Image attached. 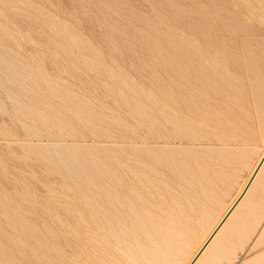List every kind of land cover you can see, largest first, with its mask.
Instances as JSON below:
<instances>
[{
  "label": "rangeland",
  "instance_id": "rangeland-1",
  "mask_svg": "<svg viewBox=\"0 0 264 264\" xmlns=\"http://www.w3.org/2000/svg\"><path fill=\"white\" fill-rule=\"evenodd\" d=\"M231 14L264 39V0H0L1 264H158L152 255L160 264L190 263L264 152V62L233 70L229 91L202 119L204 130L189 131L196 143L180 148L185 156L177 149L175 166L154 184L158 190L129 197L133 211L106 202L102 190L108 162L122 157L129 139L152 130L157 98L168 93L173 53L203 47L207 21H223L222 34L235 31ZM242 78L244 86L237 84ZM95 184L102 188L97 196ZM246 200L196 264H264V167Z\"/></svg>",
  "mask_w": 264,
  "mask_h": 264
},
{
  "label": "bare ground",
  "instance_id": "bare-ground-1",
  "mask_svg": "<svg viewBox=\"0 0 264 264\" xmlns=\"http://www.w3.org/2000/svg\"><path fill=\"white\" fill-rule=\"evenodd\" d=\"M113 7V6H112ZM109 9V8H107ZM112 10V9H111ZM219 12V11H218ZM225 13V11H223ZM227 13V12H226ZM212 14V13H211ZM217 14V13H216ZM223 14V13H222ZM221 14V15H222ZM228 14V13H227ZM122 15H124L122 13ZM218 15V14H217ZM121 16V15H120ZM122 17V16H121ZM124 17V16H123ZM122 17V18H123ZM219 17V16H218ZM232 18L235 17V25L237 26V29L235 31H229L225 34H222L224 32H219L218 26L223 25V21L221 22L220 20L217 19L216 24H209V21H207L206 19H201V20H206L208 22V24H205V32L204 34L201 36V41L203 43V47L200 45V39L199 40H195L196 42L199 41V45L201 46V48H198V46L195 47V45L189 46L188 48H184L181 50H177L175 53H173L174 55L171 58L170 64L168 66H170V77L168 80L167 85L165 86V88L168 89V93L166 94H162L157 98V110L158 112L151 116L150 121L152 122V130L148 131V130H142L140 135H138V137H134V139H129V141L127 142V144L124 145L123 150H122V157L120 159H114L113 161L111 160V162L109 161L107 166V174H106V182L104 183V187L107 188L105 190L102 191H106L105 194H107L108 198L106 200V202H109L111 204H115L114 207L119 208L120 210L125 211H133V208L135 209V207L129 202V197L134 196V198L137 200H139V191L143 190V191H149L154 187L155 182L158 181L159 178H164L167 176V174L169 172H171L174 164L173 162V157L176 154L177 149L179 148V153L182 154V151L184 152L186 150L183 149L181 151L180 148H183L185 145H187L189 138L191 135L189 134V131H191L192 128H202V119L203 117L207 114V117L210 116L208 113H210V108L213 107V104H215V102L218 100L219 101V97H221L224 93V91L228 90L227 88L231 85V77L234 78L235 77L231 76L233 75L234 72H238V70L233 71L234 69L239 68L240 65H244V64H252L254 63V65L258 62L259 63H263L264 62V39L260 38L257 36V31L255 29H253L254 27H251L250 25L245 24L244 22L237 20L235 14H231ZM208 18V17H207ZM222 18V17H221ZM127 19V18H126ZM213 18H211L212 20ZM133 20V19H132ZM135 20V19H134ZM222 20V19H221ZM225 20H227V18H225ZM229 20V19H228ZM127 21V20H126ZM131 21V20H130ZM129 21V22H130ZM213 21V20H212ZM177 22V21H176ZM215 22V21H213ZM233 22V21H231ZM128 23V21H127ZM129 24V23H128ZM136 24V23H135ZM225 24V23H224ZM131 25V23H130ZM229 25V24H228ZM132 26V25H131ZM136 27V26H134ZM186 27V25H185ZM224 27V26H223ZM222 28V26H221ZM233 28V27H231ZM139 29V28H138ZM146 29V28H144ZM196 29V28H195ZM225 29V28H224ZM258 29V28H257ZM135 30V29H134ZM260 30V28H259ZM147 31V29H146ZM160 31V30H158ZM203 31V30H202ZM263 31V30H262ZM150 32V31H149ZM148 32V33H149ZM132 33V31L130 32ZM129 33V34H130ZM145 33V32H144ZM147 33V34H148ZM152 33V31H151ZM156 33V32H155ZM141 34V32H140ZM139 34V35H140ZM190 34V33H189ZM259 34H261L259 32ZM136 35V33H135ZM143 36V33L141 35V38ZM145 36V35H144ZM158 36V35H157ZM156 36V37H157ZM189 36V35H188ZM192 39H196L193 38ZM196 37V35H194ZM260 36V35H259ZM137 37V36H135ZM140 37V36H139ZM138 37V39H139ZM155 36L152 35L151 38H153ZM163 37V36H162ZM158 38L160 39V37L158 36ZM198 38V37H197ZM147 39V38H146ZM149 39H150V35H149ZM156 39V38H154ZM153 39V40H154ZM190 39V38H189ZM192 39H190V42L188 41L187 38V42H189L191 44ZM151 40V39H150ZM168 40V39H167ZM140 41V40H139ZM153 42V41H152ZM164 42V41H163ZM178 42V41H177ZM147 43L148 40H147ZM154 43V42H153ZM193 43V41H192ZM155 44V43H154ZM158 44V43H157ZM161 44V43H160ZM158 44V45H160ZM172 44V43H171ZM182 44V43H180ZM189 44V45H190ZM144 45V44H143ZM187 46V45H186ZM147 47V45L145 46ZM149 47V46H148ZM155 47V46H154ZM173 47V46H172ZM152 48V47H151ZM156 48V47H155ZM165 48V47H164ZM174 48V47H173ZM172 48V49H173ZM160 49V48H159ZM171 49V48H170ZM171 49V50H172ZM177 49V48H176ZM162 50V49H161ZM170 60V59H169ZM256 62V63H255ZM264 64V63H263ZM247 65V68L250 67ZM253 65V66H254ZM258 67V65H255ZM244 67V66H243ZM264 67V66H263ZM245 70V69H244ZM243 70V73H244ZM252 70V68H251ZM260 70V69H259ZM254 72V71H253ZM261 72V71H259ZM257 73V72H256ZM255 74V73H253ZM260 75H262V73H259ZM235 75V74H234ZM246 76V75H245ZM255 76V75H254ZM257 76V74H256ZM263 76V75H262ZM237 77V76H236ZM250 77V76H249ZM238 78V77H237ZM236 78V79H237ZM239 78H241V76L239 75ZM238 78V79H239ZM252 78V77H251ZM250 78V79H251ZM263 78V77H262ZM250 79L248 81H250ZM256 79V78H255ZM259 79V77H258ZM233 80V79H232ZM233 80V84L234 83ZM242 80H244L242 78ZM246 80V79H245ZM241 81V82H237L241 83L242 82H246V81ZM252 80V79H251ZM264 80V79H262ZM238 81V80H237ZM253 81V80H252ZM236 82V81H235ZM251 82V81H250ZM250 82L248 84H250ZM263 82V81H260ZM255 83V82H251L250 86ZM236 84V85H237ZM244 86V83L242 84ZM255 85L256 89L261 88L257 87L256 84ZM238 86V85H237ZM234 86V87H237ZM240 86V85H239ZM243 86H240V88H242ZM249 86V85H248ZM246 87V86H245ZM253 86H251L252 88ZM254 87V88H255ZM250 88V87H249ZM250 88V89H251ZM226 89V90H225ZM230 89V87H229ZM245 89V88H243ZM239 90V89H238ZM246 90V89H245ZM252 90V89H251ZM261 90H264L261 89ZM229 91V90H228ZM235 93V90H233ZM253 91V90H252ZM161 91L159 90V93ZM227 92V91H226ZM242 92V93H241ZM255 94V91H253ZM257 92V91H256ZM261 92V91H260ZM259 92V93H260ZM239 93V92H238ZM237 93V94H238ZM241 94H244L243 91H240ZM246 93V92H245ZM250 93V92H249ZM246 93V94H249ZM258 93V92H257ZM258 93V94H259ZM232 94V93H231ZM236 94V93H235ZM244 94V95H246ZM252 94V92H251ZM253 96L257 98V95ZM233 95V94H232ZM224 96V95H223ZM231 96V95H230ZM234 96V95H233ZM238 96V95H237ZM243 96V95H242ZM248 96V95H247ZM260 96V94H259ZM239 97V96H238ZM264 97V96H263ZM235 98V97H234ZM241 98V97H240ZM239 98V99H240ZM244 98V97H243ZM240 99L241 100H243ZM252 98V97H251ZM222 99V98H221ZM226 99V98H225ZM224 99V101H225ZM253 99V98H252ZM234 100V99H233ZM237 100V99H236ZM261 100V99H260ZM221 101V100H220ZM223 101V100H222ZM228 101V100H227ZM239 101V100H238ZM239 101V102H240ZM229 102V101H228ZM258 102V101H256ZM262 102V101H261ZM242 103V101L240 102ZM227 104V103H226ZM263 104V102H262ZM222 105V104H221ZM261 105V104H260ZM224 106V105H222ZM259 106V105H257ZM263 106V105H262ZM228 107V106H227ZM260 108V107H259ZM216 109V108H214ZM222 109V108H221ZM225 109V108H224ZM262 109V108H260ZM258 109V111L260 110ZM255 110V109H254ZM213 111V110H212ZM211 111V112H212ZM224 111H227L224 110ZM256 111V110H255ZM253 111V112H255ZM263 111V110H262ZM220 112V111H219ZM257 112V111H256ZM256 112L254 114H256ZM261 113V111H259ZM216 113V111H215ZM222 114V113H221ZM258 114V113H257ZM144 115V114H143ZM147 115V113H146ZM145 115V116H146ZM148 115H150V113H148ZM262 115V113H261ZM214 116V115H212ZM211 116L212 119H214ZM223 116V115H221ZM257 116V115H256ZM264 117V112L263 115ZM261 116V117H262ZM142 113H141V116ZM206 117V116H205ZM255 117V116H254ZM148 118V116L146 117V119ZM256 118H260V117H256ZM140 119V118H139ZM144 119V117H143ZM149 119V118H148ZM208 118H206L207 120ZM211 119V121H212ZM222 119V117H221ZM255 119V118H254ZM258 120V119H257ZM148 121V120H147ZM148 121V122H150ZM214 121H218V120H214ZM263 121V120H260ZM141 122V120L139 121ZM144 122V121H142ZM209 122V121H208ZM214 123V122H213ZM219 123V122H218ZM249 123V122H248ZM252 123V121H251ZM143 124V123H142ZM209 124V123H208ZM264 124V123H263ZM148 126V124H145ZM215 126V124H213ZM212 125V126H213ZM220 125V123H219ZM249 125V124H248ZM144 126V125H143ZM151 126V123H150ZM206 126V125H205ZM247 126V124H246ZM208 127V126H207ZM251 127V126H250ZM143 128V127H142ZM140 128V129H142ZM150 128V127H149ZM197 128V129H198ZM258 128H260L258 126ZM139 129V128H138ZM139 129V130H140ZM248 129V128H247ZM255 129V127H254ZM204 130V129H203ZM197 131V130H196ZM199 131V130H198ZM195 132V129H194ZM133 133V132H132ZM191 133V132H190ZM200 133V132H199ZM139 134V133H138ZM190 136H189V135ZM193 134V133H191ZM196 134V133H195ZM194 134V136H195ZM203 134V133H201ZM200 134V135H201ZM206 135V134H204ZM193 137V135L191 136V138ZM198 139L200 140L199 136ZM203 137V136H202ZM203 140V139H202ZM195 140H191V142H194ZM190 142V143H191ZM201 142V141H200ZM196 143V141L194 142ZM202 147V146H201ZM188 148V147H187ZM191 148V147H190ZM196 148V147H194ZM203 148V147H202ZM199 149H197L198 151ZM201 150V149H200ZM204 150V149H203ZM187 151V150H186ZM185 151V153H186ZM189 151V150H188ZM193 151V149H192ZM195 151V150H194ZM195 153H197L195 151ZM187 154V153H186ZM189 154V153H188ZM191 154V153H190ZM189 154V155H190ZM202 154V152L200 153ZM199 154V155H200ZM183 156H185V154H182ZM197 155V154H196ZM193 156V155H192ZM198 156V155H197ZM201 156V155H200ZM199 156V157H200ZM204 156V155H202ZM207 156V155H206ZM205 157V156H204ZM190 158V157H189ZM196 158V157H195ZM202 158V157H200ZM198 159V158H197ZM205 159V158H204ZM183 160V157H182ZM181 160V161H182ZM196 163V162H195ZM185 164V163H184ZM184 164H180L179 168L181 165ZM177 165V163H176ZM187 165V164H185ZM184 165V166H185ZM178 167V165H177ZM175 167V168H177ZM182 167V166H181ZM186 167V166H185ZM264 167V152L262 153V155L259 157L258 162L256 163V165L254 166L252 172L250 173L249 179L247 181V183L242 187L239 195L236 197V199L233 201V203L230 205V207L227 209V211L225 212V214L221 217V219L217 222V224L215 225V227L212 229V231L210 232V235L206 238V240L204 241V243L202 244V246L200 247V249L198 250V252L194 255L193 258H191V261L189 264H196L200 259V257L205 254L208 250V247L212 244L215 243V241L217 240V238L220 236L219 234L223 231V228L225 229V225L227 226V222L229 221V219H231L232 216H234V213L236 212L237 208L239 207L240 203L242 202V200H244V198L247 196L250 188L252 187V185L254 184V182L256 181V179L258 178V175L261 173V170ZM174 168V169H175ZM179 168L175 169L174 171L176 172V175H179ZM186 169V168H184ZM187 169H189L187 167ZM183 170V169H182ZM185 172V170H183ZM181 171V172H183ZM191 171V170H190ZM178 172V174H177ZM174 173H172L173 175ZM181 175V174H180ZM179 175V176H180ZM189 175V174H188ZM178 176V177H179ZM187 176V175H185ZM184 176V177H185ZM169 177V176H168ZM172 177V176H171ZM176 177V176H175ZM173 177V178H175ZM177 177V178H178ZM182 177V176H181ZM105 178V177H104ZM177 181H180L179 179H177ZM183 178V177H182ZM187 179V177H185ZM184 178V179H185ZM102 179V178H101ZM161 180V179H160ZM171 180V179H170ZM166 182H169L166 180ZM181 182V181H180ZM184 183L185 182L183 180ZM97 183V182H96ZM159 182H157L158 184ZM182 183V182H181ZM102 184V183H101ZM160 184H162L160 182ZM167 184V183H166ZM163 185V184H162ZM159 186V185H158ZM164 187H166L165 185H163ZM188 185H186L187 187ZM161 189L162 187L159 186ZM170 187V186H169ZM93 188V187H92ZM91 188V189H92ZM155 188V187H154ZM157 188V187H156ZM155 188V189H156ZM171 188V187H170ZM169 188V189H170ZM189 188V187H188ZM94 189H95V194L96 196L99 194L100 192V186L95 184L94 185ZM183 189V188H182ZM109 190V191H108ZM158 190V189H156ZM153 191V189H152ZM163 191V190H162ZM171 191V189H170ZM167 191V192H170ZM173 191V190H172ZM184 191V189H183ZM154 192V191H153ZM158 192V191H157ZM160 192V191H159ZM93 193V192H91ZM101 193V192H100ZM147 193V192H146ZM112 194V197L109 195ZM174 194V193H173ZM172 194V195H173ZM176 194V193H175ZM174 194V195H175ZM94 195V194H93ZM144 195V194H143ZM155 195L157 196V194L155 193ZM169 195H171L169 193ZM186 195V194H185ZM150 196V194H149ZM147 196V197H149ZM163 198V194L161 195ZM168 196V195H167ZM160 196L158 195L157 198H159ZM161 197V198H162ZM175 197V196H174ZM173 197V198H174ZM189 197V196H188ZM133 198V199H134ZM146 198V197H145ZM154 196L151 198L153 199ZM170 198V197H169ZM172 198V196H171ZM149 199V198H148ZM165 199V198H164ZM175 200H177V198H174ZM141 200V199H140ZM156 200V199H155ZM159 200V199H158ZM163 200V199H162ZM168 200V199H167ZM151 201V200H150ZM150 201L148 202L150 204ZM166 200H164L165 203ZM178 201V200H177ZM94 202V201H93ZM138 202V201H137ZM143 202V201H142ZM154 202V201H153ZM156 202V201H155ZM159 202V201H158ZM167 202V201H166ZM176 202V201H175ZM141 203V201H140ZM170 203L171 202L170 200ZM185 203V202H184ZM94 204V203H93ZM134 204V203H133ZM179 204V203H178ZM164 205V204H163ZM166 205V203H165ZM189 205V202L188 204ZM150 205H148L149 207ZM180 206V205H179ZM191 206V205H190ZM189 206V207H190ZM93 207V205H92ZM146 207V205H145ZM174 207V206H173ZM182 207V206H181ZM180 207V208H181ZM184 207V206H183ZM150 208V207H149ZM151 208H154L151 206ZM156 208V207H155ZM153 210H156V209ZM175 208V207H174ZM178 208V207H176ZM192 208V207H191ZM111 210V209H110ZM114 210V208H113ZM112 210V211H113ZM116 210V209H115ZM178 210H180L178 208ZM183 210V208H182ZM117 211V210H116ZM114 211V212H116ZM163 211V210H161ZM181 211V210H180ZM112 212V213H114ZM128 212V213H129ZM154 212V211H153ZM157 212V211H156ZM117 213V212H116ZM122 213V212H121ZM159 213V211H158ZM179 213V211H178ZM184 213V212H183ZM118 214V213H117ZM142 213H140L141 215ZM154 214V213H153ZM165 214V213H164ZM171 214V213H170ZM169 214V215H170ZM185 214V213H184ZM194 214L197 215V213L194 212ZM146 215V213H145ZM161 215V214H160ZM167 215V214H166ZM168 215V216H169ZM183 215V214H182ZM186 215V214H185ZM184 215V216H185ZM105 216V214H104ZM120 216V215H119ZM126 216V215H125ZM149 216V215H148ZM162 216V215H161ZM192 216V215H191ZM198 216V215H197ZM130 217V216H129ZM129 219L130 221V218ZM166 217V216H165ZM186 217V216H185ZM188 217V216H187ZM156 218V217H155ZM159 218V217H158ZM157 218V220H158ZM101 219V218H100ZM144 219V218H143ZM150 219V218H149ZM152 219V217H151ZM161 219V218H159ZM169 219V218H168ZM172 219V218H171ZM189 219V218H187ZM132 220V219H131ZM173 220V219H172ZM179 220V219H178ZM191 220V218H190ZM100 221V220H99ZM113 221V220H112ZM128 221V222H129ZM146 221V220H145ZM152 221V220H151ZM155 221V220H154ZM98 222V221H97ZM109 222V221H108ZM141 222V221H140ZM153 222V221H152ZM163 222V221H161ZM165 222V221H164ZM178 222V221H177ZM183 222V221H182ZM194 222V221H193ZM197 222V221H196ZM138 223V222H137ZM156 223V222H155ZM132 224V222H131ZM139 224V223H138ZM146 224V223H145ZM184 224V223H183ZM186 224V223H185ZM99 225V224H98ZM120 225V224H119ZM144 226V224H142ZM151 225V223H150ZM157 225V224H156ZM152 226V225H151ZM186 226V225H185ZM97 227V225H96ZM106 227V225H105ZM148 227V224H147ZM153 227L154 226L153 224ZM176 227V225H175ZM188 227V226H187ZM191 227V226H189ZM94 228V227H93ZM100 228V227H99ZM98 228V229H99ZM123 228V227H122ZM135 228V227H134ZM138 228V227H137ZM186 228V227H185ZM102 229V227H101ZM104 229V228H103ZM102 229V230H103ZM106 229V228H105ZM148 229V228H146ZM150 229V228H149ZM154 229V228H153ZM165 229V228H164ZM93 230V229H92ZM162 230V229H161ZM186 230V229H185ZM188 231L192 229H187ZM101 231V230H100ZM120 231V230H119ZM152 231V230H151ZM165 231V230H164ZM169 232V230H167ZM89 232V231H88ZM97 232V231H96ZM130 232V231H129ZM146 232V231H145ZM144 232V233H145ZM150 232V230H149ZM156 232V230H155ZM161 232V231H160ZM90 233H93L90 231ZM103 233V232H102ZM115 233V232H114ZM123 233V231L121 232ZM126 233V232H125ZM131 233V232H130ZM137 233V232H136ZM153 233V232H150ZM170 233V232H169ZM168 233V234H169ZM173 233V232H172ZM223 233V232H222ZM221 236L224 235V233ZM97 234L99 235V233L97 232ZM101 234V232H100ZM109 234V233H108ZM140 234V231L138 233V236ZM149 234V233H148ZM158 234V232H157ZM176 233L174 232V235ZM93 236V234H91ZM105 235V234H104ZM127 235V234H126ZM161 235V234H159ZM163 235V234H162ZM166 235V234H165ZM171 235V234H170ZM103 236V235H101ZM114 236V235H113ZM137 236V235H136ZM137 236V237H138ZM164 236V235H163ZM177 237L179 235H176ZM98 237V236H97ZM107 237H109L107 235ZM115 237V236H114ZM129 237V236H128ZM146 237V236H145ZM152 237V236H151ZM158 237V236H157ZM161 237V236H160ZM182 237V236H181ZM184 237V236H183ZM90 238V237H89ZM96 238V237H95ZM101 238V237H99ZM150 238V237H149ZM166 238V237H165ZM168 238V237H167ZM166 238V239H167ZM176 238V237H174ZM94 239V237H93ZM92 239V241H93ZM98 239V238H97ZM96 239V240H97ZM105 239V238H103ZM107 239V238H106ZM132 239V237H131ZM135 239V238H134ZM140 239V238H139ZM146 239V238H145ZM145 239L143 241H145ZM162 239V238H160ZM219 239V238H218ZM110 240V239H109ZM142 242V239H140ZM153 240V239H152ZM180 240H183V238H180ZM179 240V241H180ZM187 240V237L184 239ZM104 241V240H103ZM102 241V242H103ZM113 240H111L110 242H112ZM163 241V240H162ZM165 241V240H164ZM69 242V241H68ZM109 242V243H110ZM155 242V241H153ZM182 242V241H181ZM189 242V241H188ZM186 242V243H188ZM99 243V241H98ZM106 243V242H105ZM114 243V242H113ZM128 243V242H127ZM134 243V242H133ZM145 243V242H144ZM149 243V242H148ZM160 243V242H159ZM172 243H173V239H172ZM185 243V242H183ZM5 244V243H4ZM3 244V245H4ZM70 244V243H69ZM72 244V242H71ZM126 244V243H125ZM136 243H134L135 245ZM175 244V243H174ZM189 244V243H188ZM7 245V244H5ZM81 245V244H80ZM93 245V244H92ZM95 245V244H94ZM105 245V244H104ZM115 245V244H114ZM141 245V244H139ZM144 245V244H143ZM165 245V244H164ZM179 245V244H178ZM184 245V244H183ZM136 246V245H135ZM134 246V247H135ZM157 246V245H156ZM176 246V245H175ZM182 246V245H181ZM186 246V245H185ZM184 246V247H185ZM4 247V246H3ZM8 247V245H7ZM22 247V246H21ZM20 247V248H21ZM71 247H74L73 245ZM86 247V246H83ZM100 247V246H99ZM98 247V248H99ZM107 247V246H104ZM109 247V246H108ZM158 247V246H157ZM178 247V246H176ZM180 247V246H179ZM24 249V247H22ZM78 248V247H77ZM90 248V247H89ZM110 248V247H109ZM152 248V247H151ZM155 248V247H153ZM159 248V247H158ZM164 248V247H163ZM187 248V246L185 247ZM5 249V248H4ZM14 249V248H13ZM16 249V248H15ZM18 249V248H17ZM76 249V248H75ZM79 249V248H78ZM88 249V248H87ZM179 249V248H178ZM181 249V248H180ZM9 250H12L9 248ZM19 250V249H18ZM22 250V249H21ZM26 250V249H24ZM80 250V249H79ZM90 250V249H89ZM89 250H85L86 253L89 252ZM92 250V249H91ZM100 250V249H99ZM161 250V249H160ZM165 250V249H164ZM182 251L184 250L183 248L181 249ZM6 251V250H5ZM15 251V250H14ZM20 251V250H19ZM81 251V250H80ZM79 251V252H80ZM88 251V252H87ZM94 251V250H93ZM113 251V250H112ZM7 252V251H6ZM92 251H90L89 255H93L91 253ZM129 252V251H128ZM140 252V251H139ZM17 253V252H15ZM14 253V254H15ZM22 253V252H21ZM76 253V252H73ZM95 253V252H94ZM97 253V252H96ZM144 254H146L145 252H143ZM163 253V252H162ZM23 254V253H22ZM81 254V253H80ZM124 254V253H123ZM140 254V253H139ZM167 254V253H166ZM170 254V253H169ZM7 255V254H6ZM10 255H12L10 253ZM74 255V254H73ZM82 255V254H81ZM90 255V256H91ZM9 256V255H8ZM14 256V255H13ZM76 256V254H75ZM83 256V255H82ZM87 256V254H86ZM89 256V257H90ZM100 254L97 256L99 257ZM111 256V255H110ZM165 256V255H164ZM174 256V255H172ZM28 257V256H27ZM84 257V256H83ZM94 257V256H93ZM91 257V258H93ZM138 257V256H137ZM6 258V256H5ZM15 258V256H14ZM20 258V257H19ZM109 258V257H108ZM142 258V257H141ZM148 258V255H147ZM153 261H155L156 263L160 264L163 259H161V257L156 255H152ZM151 258V259H152ZM21 259V258H20ZM19 259V260H20ZM28 259V258H27ZM30 259V258H29ZM28 259V260H29ZM32 259V258H31ZM94 259V258H93ZM107 259V258H106ZM18 260V261H19ZM25 260V259H24ZM108 260V259H107ZM106 260V261H107ZM139 260V259H138ZM144 260V259H143ZM100 261V260H99ZM103 261V260H102ZM152 261V262H153ZM243 261V260H242ZM22 262V260H21ZM109 262H110V258H109ZM119 262V261H118ZM25 263V261H24ZM103 263V262H102ZM116 263V262H115ZM240 263V262H239ZM242 263V262H241ZM240 263V264H241ZM1 264V263H0ZM16 264V263H15ZM18 264V263H17ZM27 264V263H26ZM64 264V263H63ZM98 264V262H97ZM100 264V263H99ZM106 264V263H105ZM147 264V262H146ZM154 264V263H153ZM199 264V263H198Z\"/></svg>",
  "mask_w": 264,
  "mask_h": 264
},
{
  "label": "crops",
  "instance_id": "crops-1",
  "mask_svg": "<svg viewBox=\"0 0 264 264\" xmlns=\"http://www.w3.org/2000/svg\"><path fill=\"white\" fill-rule=\"evenodd\" d=\"M245 200H246V197H245V199H244V200H242L243 202H242V203H240V206H242V207H243V206H245V204H247V203H248V201H247V200L245 201ZM242 207H241V208H242ZM241 208H240V209H241ZM263 226H264V223H263ZM262 228H263V227H262ZM262 228H261V229H262Z\"/></svg>",
  "mask_w": 264,
  "mask_h": 264
}]
</instances>
